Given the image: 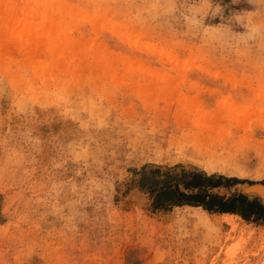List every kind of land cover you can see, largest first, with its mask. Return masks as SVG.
Listing matches in <instances>:
<instances>
[{
    "label": "rangeland",
    "instance_id": "374dc122",
    "mask_svg": "<svg viewBox=\"0 0 264 264\" xmlns=\"http://www.w3.org/2000/svg\"><path fill=\"white\" fill-rule=\"evenodd\" d=\"M194 170L264 180V0H0V264H264Z\"/></svg>",
    "mask_w": 264,
    "mask_h": 264
},
{
    "label": "trees",
    "instance_id": "16d2710c",
    "mask_svg": "<svg viewBox=\"0 0 264 264\" xmlns=\"http://www.w3.org/2000/svg\"><path fill=\"white\" fill-rule=\"evenodd\" d=\"M145 171V170H144ZM143 171V173H144ZM182 176H185V178H181L180 184H174L171 186L170 184H164L161 186L160 190H168L173 189L177 192L178 198L171 200V204H187L191 206H200L202 209L214 213V212H231V213H238L241 215L242 218L248 219L249 212H252V209L248 208L244 203L241 210L235 209L232 207V205H223L221 203L223 197L219 196L215 193H212L210 191L211 188L217 187V186H228V182L231 181L232 183L236 182H248L252 183V180L247 179H239L236 177H226L223 175H208L203 171L200 170H194V171H183ZM260 182L264 183V180H261ZM181 185L182 188L179 186ZM150 192H154V188L150 189ZM240 200H246L244 196L241 194H238L233 197H231V201H234L236 199ZM258 206L261 207V219L264 222V205L261 206L258 204ZM253 222H257L255 218H253ZM258 223V222H257Z\"/></svg>",
    "mask_w": 264,
    "mask_h": 264
},
{
    "label": "crops",
    "instance_id": "0c3cea01",
    "mask_svg": "<svg viewBox=\"0 0 264 264\" xmlns=\"http://www.w3.org/2000/svg\"><path fill=\"white\" fill-rule=\"evenodd\" d=\"M226 177H231V176H226ZM239 179H242V178H239ZM255 184H264V183H262L260 181L259 182L253 181L252 183H248L246 181L232 183L231 181H229L228 186L221 185V186L213 187L210 189V191L212 193H215V194L223 197V199L221 201V203L223 205H232V207H234L236 210L237 209L241 210V208L245 205L248 208H250V210L252 209L253 213L249 212L248 219L242 218L241 215H239L238 213H231V212H214V213L221 214V215H232V216L239 217L241 220H246V221L248 220L250 222H253L254 221L253 218H255L258 223L264 224L263 220L261 219V215H260L261 207L258 206V204L263 206L264 203L257 196L250 194L247 191H245L246 187H249V186L255 185ZM232 188H233V190L229 194H223L222 192L218 191V189H232ZM238 194H241L242 196H244L246 198V200H240L237 198L236 200L231 201V197H233V196L236 197V195H238ZM243 203L245 205H243ZM198 207H200V206H198Z\"/></svg>",
    "mask_w": 264,
    "mask_h": 264
},
{
    "label": "water",
    "instance_id": "95a60500",
    "mask_svg": "<svg viewBox=\"0 0 264 264\" xmlns=\"http://www.w3.org/2000/svg\"><path fill=\"white\" fill-rule=\"evenodd\" d=\"M252 186H253V189H255V190H260V189L264 190V184H255V185H251L249 187H252ZM247 189L248 188H246L245 191H247L249 193V191ZM250 194L257 196L264 203V198L261 196V194L257 193L256 191H254L253 193H250Z\"/></svg>",
    "mask_w": 264,
    "mask_h": 264
},
{
    "label": "bare ground",
    "instance_id": "6f19581e",
    "mask_svg": "<svg viewBox=\"0 0 264 264\" xmlns=\"http://www.w3.org/2000/svg\"><path fill=\"white\" fill-rule=\"evenodd\" d=\"M4 80H5V78H4ZM4 80L2 82V88H5V86H6V84H5L6 82ZM246 188H248L247 190L249 191V193H253L254 191H256L257 193L261 194V196L264 198V190L263 189L255 190V189H253V186L252 187H246Z\"/></svg>",
    "mask_w": 264,
    "mask_h": 264
}]
</instances>
